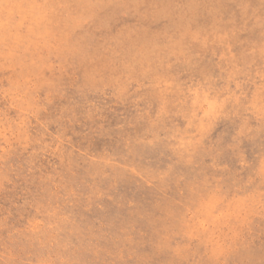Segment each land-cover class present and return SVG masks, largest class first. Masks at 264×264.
<instances>
[{
	"label": "rangeland",
	"instance_id": "rangeland-1",
	"mask_svg": "<svg viewBox=\"0 0 264 264\" xmlns=\"http://www.w3.org/2000/svg\"><path fill=\"white\" fill-rule=\"evenodd\" d=\"M0 264H264V0H0Z\"/></svg>",
	"mask_w": 264,
	"mask_h": 264
}]
</instances>
